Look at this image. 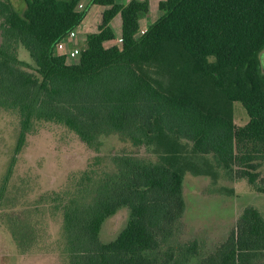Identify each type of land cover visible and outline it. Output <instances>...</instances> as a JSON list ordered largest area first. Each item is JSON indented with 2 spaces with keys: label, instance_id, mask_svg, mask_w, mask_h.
Wrapping results in <instances>:
<instances>
[{
  "label": "trees",
  "instance_id": "16d2710c",
  "mask_svg": "<svg viewBox=\"0 0 264 264\" xmlns=\"http://www.w3.org/2000/svg\"><path fill=\"white\" fill-rule=\"evenodd\" d=\"M79 2L23 0L18 13L0 0V110L18 117L13 151L41 122L66 128L95 152L109 136L142 150L114 155L108 171L81 172L73 188L40 196L61 218L62 264H189L200 244L176 239L185 175L206 177L210 186L220 178L243 181L264 194V0H165L139 37L145 3L91 0L77 11ZM95 4L108 7L98 32L86 37L78 63L66 64L55 47ZM117 15L121 42L107 47ZM19 48L32 67L19 60ZM234 102L248 117L241 127L233 122ZM122 209L126 225L101 243L102 224ZM7 230L24 254L32 234L13 224ZM198 264H264L261 213L243 208Z\"/></svg>",
  "mask_w": 264,
  "mask_h": 264
},
{
  "label": "rangeland",
  "instance_id": "374dc122",
  "mask_svg": "<svg viewBox=\"0 0 264 264\" xmlns=\"http://www.w3.org/2000/svg\"><path fill=\"white\" fill-rule=\"evenodd\" d=\"M7 1L18 13L23 11V0ZM18 58L32 67L24 49H18ZM259 59L264 73V51L259 54ZM232 113L237 127L247 123V114L240 103H232ZM17 134L16 113L0 110V185L4 186L0 202V264H62L58 252L61 218L53 205L40 202V196L65 187L73 188L81 172L108 171L111 169L110 158L114 155L137 153L143 156V151H135L117 136H109L99 139V151L95 152L66 128L41 122L34 125L25 145L15 154ZM221 188L232 190V194L218 192ZM183 196L185 212L176 239L181 242L197 240L200 244L198 257L189 264H198L200 258L226 239L243 208L252 206L264 218V194L256 193L243 181L229 182L220 178L210 186L206 177L185 175ZM127 219L125 209L106 219L99 233L101 243L113 241ZM10 224L18 233L32 234L31 247L24 254L17 249L7 230ZM24 226L29 231L22 230Z\"/></svg>",
  "mask_w": 264,
  "mask_h": 264
},
{
  "label": "crops",
  "instance_id": "0c3cea01",
  "mask_svg": "<svg viewBox=\"0 0 264 264\" xmlns=\"http://www.w3.org/2000/svg\"><path fill=\"white\" fill-rule=\"evenodd\" d=\"M91 0H80L77 5L76 10L82 11L89 5ZM115 4L126 5L130 1H137L140 3H145L147 5L146 13L140 17L138 21L139 31L137 37L141 36V31L144 33L146 30L162 15L158 8V5L165 0H113ZM108 9L101 5H90L81 20V25H84L83 29H77L74 37H65L61 42L55 47V53L58 56L65 58L66 64L75 65L78 63V57L70 58L68 55L74 49L84 50L86 44V37L98 32L99 26L101 25L102 12ZM109 28L111 29L113 36L115 38L114 43H110L107 47L117 44L121 36V21L119 15L115 16L113 20L109 23ZM116 31V35L114 34ZM76 60L74 63L70 61Z\"/></svg>",
  "mask_w": 264,
  "mask_h": 264
},
{
  "label": "built area",
  "instance_id": "2783aa9c",
  "mask_svg": "<svg viewBox=\"0 0 264 264\" xmlns=\"http://www.w3.org/2000/svg\"><path fill=\"white\" fill-rule=\"evenodd\" d=\"M83 29L84 28V25H81V21L78 23V25L71 31V32H69V34L67 35L68 37H74L75 36V34H76V31H77V29ZM141 34H143V32L141 31ZM66 36V37H67ZM61 42V41H60ZM59 42V43H60ZM118 43H120L121 42V40L119 39L118 41H117ZM58 43V44H59ZM57 44V45H58ZM57 47V46H56ZM84 50H79V49H74L72 52H70L69 53V57L70 58H74V57H78L79 55H80V53L81 52H83Z\"/></svg>",
  "mask_w": 264,
  "mask_h": 264
}]
</instances>
